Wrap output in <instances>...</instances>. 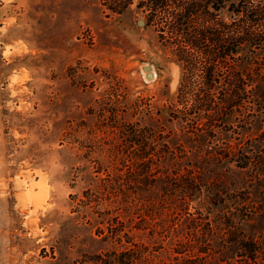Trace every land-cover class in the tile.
<instances>
[{"label": "rangeland", "instance_id": "1", "mask_svg": "<svg viewBox=\"0 0 264 264\" xmlns=\"http://www.w3.org/2000/svg\"><path fill=\"white\" fill-rule=\"evenodd\" d=\"M138 1L117 14L111 0H0V264H124L135 250L133 264H166L182 243L170 181L136 183L152 179L141 165L186 159L137 157L121 135L179 77Z\"/></svg>", "mask_w": 264, "mask_h": 264}, {"label": "trees", "instance_id": "2", "mask_svg": "<svg viewBox=\"0 0 264 264\" xmlns=\"http://www.w3.org/2000/svg\"><path fill=\"white\" fill-rule=\"evenodd\" d=\"M111 1L117 14L132 4ZM135 11L146 27L159 23L179 69L166 106L121 129L137 157L186 159L141 165L152 179L135 182L156 193L170 181L161 194L183 241L166 264H264V0H141Z\"/></svg>", "mask_w": 264, "mask_h": 264}, {"label": "water", "instance_id": "3", "mask_svg": "<svg viewBox=\"0 0 264 264\" xmlns=\"http://www.w3.org/2000/svg\"><path fill=\"white\" fill-rule=\"evenodd\" d=\"M143 70L144 72H146V80H153L154 79V75L152 74L151 70H152V67L150 65H145L143 67Z\"/></svg>", "mask_w": 264, "mask_h": 264}, {"label": "bare ground", "instance_id": "4", "mask_svg": "<svg viewBox=\"0 0 264 264\" xmlns=\"http://www.w3.org/2000/svg\"><path fill=\"white\" fill-rule=\"evenodd\" d=\"M151 72H152V70H151Z\"/></svg>", "mask_w": 264, "mask_h": 264}]
</instances>
